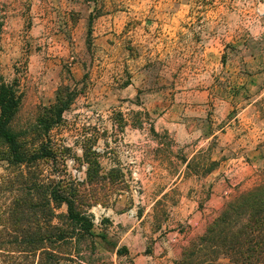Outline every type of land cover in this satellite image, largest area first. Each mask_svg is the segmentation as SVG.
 <instances>
[{"label":"rangeland","instance_id":"rangeland-1","mask_svg":"<svg viewBox=\"0 0 264 264\" xmlns=\"http://www.w3.org/2000/svg\"><path fill=\"white\" fill-rule=\"evenodd\" d=\"M0 83L28 135L71 97L52 169L97 159L91 264H174L183 175L221 170L224 204L264 179V0H0Z\"/></svg>","mask_w":264,"mask_h":264},{"label":"trees","instance_id":"trees-1","mask_svg":"<svg viewBox=\"0 0 264 264\" xmlns=\"http://www.w3.org/2000/svg\"><path fill=\"white\" fill-rule=\"evenodd\" d=\"M71 102L59 90L28 135L13 127L19 108L15 89L0 83V163L6 165L0 175L1 264H91L96 236L89 210L99 203L91 188L97 182V159L84 152L82 182L52 169L60 166V158L50 132ZM44 165L50 173L44 174ZM174 264H264V179L226 202Z\"/></svg>","mask_w":264,"mask_h":264},{"label":"crops","instance_id":"crops-1","mask_svg":"<svg viewBox=\"0 0 264 264\" xmlns=\"http://www.w3.org/2000/svg\"><path fill=\"white\" fill-rule=\"evenodd\" d=\"M239 169V168H238ZM226 177L221 170L213 171L205 176L183 175L173 185L181 193L178 202V210L174 218L169 222L173 223L171 235L177 236V242L169 246L175 248L165 257H170L169 261L175 262L179 257L180 250L191 238L200 235L208 223L219 213L224 205V190L226 189ZM247 181H244L246 185ZM244 186V184H243ZM185 228L178 232L179 224L185 223ZM167 223V224H169ZM169 248V249H170ZM164 257V258H165Z\"/></svg>","mask_w":264,"mask_h":264}]
</instances>
